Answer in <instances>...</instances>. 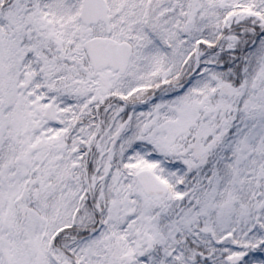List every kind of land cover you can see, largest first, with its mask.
Returning a JSON list of instances; mask_svg holds the SVG:
<instances>
[{"label": "snow or ice", "instance_id": "snow-or-ice-1", "mask_svg": "<svg viewBox=\"0 0 264 264\" xmlns=\"http://www.w3.org/2000/svg\"><path fill=\"white\" fill-rule=\"evenodd\" d=\"M0 264H264V0H0Z\"/></svg>", "mask_w": 264, "mask_h": 264}]
</instances>
